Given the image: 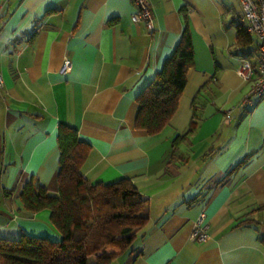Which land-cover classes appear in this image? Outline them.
Here are the masks:
<instances>
[{
    "label": "crops",
    "instance_id": "crops-1",
    "mask_svg": "<svg viewBox=\"0 0 264 264\" xmlns=\"http://www.w3.org/2000/svg\"><path fill=\"white\" fill-rule=\"evenodd\" d=\"M150 2L152 35L131 21L132 0H0V238H60L49 211H27L18 192L33 176L58 193L64 124L90 146V183L128 178L148 200L146 225L111 264H264V97L243 108L251 81L239 74L257 39L237 46L238 0ZM185 26L194 65L176 111L156 134L136 129V97ZM194 105L195 129L173 144ZM201 211L209 237L196 242Z\"/></svg>",
    "mask_w": 264,
    "mask_h": 264
},
{
    "label": "trees",
    "instance_id": "trees-1",
    "mask_svg": "<svg viewBox=\"0 0 264 264\" xmlns=\"http://www.w3.org/2000/svg\"><path fill=\"white\" fill-rule=\"evenodd\" d=\"M235 26L240 47L251 38L241 24ZM193 65L191 32L185 26L161 69L136 97V129L149 134L162 130L176 111ZM197 119L198 108L194 105L188 131L176 135L173 144L195 129ZM56 139L60 150L58 193H49L30 176L18 196L27 211L48 210L60 238L26 234L16 239L0 238V264H111L131 249L137 233L149 219L148 200L130 179L105 184L90 183L83 176L81 166L90 146L79 140L76 129L59 124Z\"/></svg>",
    "mask_w": 264,
    "mask_h": 264
},
{
    "label": "built area",
    "instance_id": "built-area-1",
    "mask_svg": "<svg viewBox=\"0 0 264 264\" xmlns=\"http://www.w3.org/2000/svg\"><path fill=\"white\" fill-rule=\"evenodd\" d=\"M241 12L232 18L234 23H239L249 34L257 39L255 58L240 57L239 74L244 81H251L249 92L241 103L243 108L252 107L259 99L264 97V0H238ZM135 11L131 14L132 22H142L148 32L152 35L155 30L150 0H132ZM2 7L0 5V33L2 30ZM71 62L65 58L62 72L69 71ZM3 85V76L0 70V87ZM229 117V113H226ZM208 223L206 214L201 211L195 219L190 232V239L196 242H205L208 237Z\"/></svg>",
    "mask_w": 264,
    "mask_h": 264
}]
</instances>
